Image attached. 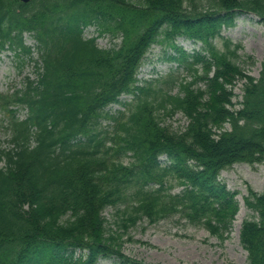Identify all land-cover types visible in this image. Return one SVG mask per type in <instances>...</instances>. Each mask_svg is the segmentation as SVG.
<instances>
[{"label":"trees","instance_id":"16d2710c","mask_svg":"<svg viewBox=\"0 0 264 264\" xmlns=\"http://www.w3.org/2000/svg\"><path fill=\"white\" fill-rule=\"evenodd\" d=\"M240 12L264 22V0H0V50L13 51L19 69L33 61L35 71L21 89L0 94L9 132L0 146V264H97L112 256L141 264L122 254L120 234L107 228L109 206L122 207L125 230L143 217L180 214L223 240L238 203L220 172L264 166V60L259 77L249 76L237 63L241 45L222 35ZM90 26L119 44L99 48L84 37ZM180 38L199 50L186 52ZM156 44L191 75L175 94L162 79L159 86L137 78ZM171 75L164 84L175 82ZM237 81L242 100L234 108ZM125 94L132 102L118 100ZM114 103L124 110L106 112ZM177 112L187 126L171 132L161 116ZM104 119L111 133L98 130ZM247 192L253 217L242 221L239 241L246 264H264V186Z\"/></svg>","mask_w":264,"mask_h":264},{"label":"rangeland","instance_id":"374dc122","mask_svg":"<svg viewBox=\"0 0 264 264\" xmlns=\"http://www.w3.org/2000/svg\"><path fill=\"white\" fill-rule=\"evenodd\" d=\"M96 26L87 27L84 30V37L96 38L97 46L101 49L111 48L119 44L120 39H112L108 35H98ZM225 38L233 43L241 45L238 51L239 67L248 75L257 78L260 72V63L264 60V22L258 21V17L247 13H238L235 19V26L222 31ZM27 45L33 44V40L25 35ZM177 44L188 53L199 50L200 43L180 38ZM221 47L219 42L216 43ZM173 53V50L166 45H153L147 52L145 59L138 71V78L164 80L161 86L175 94L179 91V82L190 81L191 75L183 67L166 58ZM19 60L10 51L0 52V94H11L20 89L25 78H34V67L31 61H25V65L19 69ZM172 74V75H171ZM168 75L174 78L172 84H164ZM170 82V80L168 81ZM242 81H237L233 87L234 108H239L238 102L242 100ZM195 87L203 89V83L198 82ZM122 101H132V96L122 95ZM120 104L109 105L105 111L116 114L123 110ZM25 111L21 110L19 116H24ZM162 123L171 132H181L187 126V120L177 112L172 116H161ZM6 118L0 114V145L4 148L8 140L6 131ZM113 131V124L110 119L101 121L98 130ZM122 162L129 161L128 155H121ZM164 156L161 158L163 159ZM2 166V163H0ZM218 180L225 184L230 192H237L234 199L238 203V211L231 223L228 232L223 240L212 236L198 224H194L180 214H174L154 223L148 222L143 217L136 224L127 230L121 227L120 216L122 207H107L103 211L106 226L111 232L119 233L121 236L122 254L141 264H246V252L239 242V230L243 220L251 219L253 213L244 205L243 198L247 195L250 187L259 193L264 186V167L262 165L234 164L232 167L222 170ZM180 187L175 185L172 192H178ZM239 220L237 236L234 235L235 221ZM115 257L100 258L97 264H117Z\"/></svg>","mask_w":264,"mask_h":264},{"label":"bare ground","instance_id":"6f19581e","mask_svg":"<svg viewBox=\"0 0 264 264\" xmlns=\"http://www.w3.org/2000/svg\"><path fill=\"white\" fill-rule=\"evenodd\" d=\"M239 220L240 218L238 217V221H235V228H234V235L237 236L238 228H239Z\"/></svg>","mask_w":264,"mask_h":264},{"label":"water","instance_id":"95a60500","mask_svg":"<svg viewBox=\"0 0 264 264\" xmlns=\"http://www.w3.org/2000/svg\"><path fill=\"white\" fill-rule=\"evenodd\" d=\"M18 1L23 2V3H27V2H29L30 0H18Z\"/></svg>","mask_w":264,"mask_h":264}]
</instances>
